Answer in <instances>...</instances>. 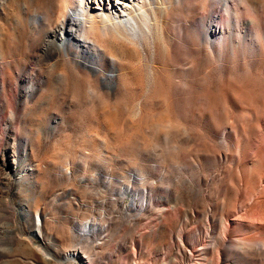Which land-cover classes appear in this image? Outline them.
I'll return each instance as SVG.
<instances>
[{"label":"rangeland","instance_id":"374dc122","mask_svg":"<svg viewBox=\"0 0 264 264\" xmlns=\"http://www.w3.org/2000/svg\"><path fill=\"white\" fill-rule=\"evenodd\" d=\"M47 1L0 0V264H264V0H176L82 62Z\"/></svg>","mask_w":264,"mask_h":264},{"label":"bare ground","instance_id":"6f19581e","mask_svg":"<svg viewBox=\"0 0 264 264\" xmlns=\"http://www.w3.org/2000/svg\"><path fill=\"white\" fill-rule=\"evenodd\" d=\"M175 1L48 0L43 5H39L32 19L46 26L44 31L46 51L61 52L65 48L77 61L82 62L86 57L97 59L102 55V46L105 42L114 39L113 37L118 40L125 38L124 40L127 39L131 43L144 42L149 38V33H154L155 26L163 24L168 5ZM57 6H61L62 11L58 19H53L49 11ZM77 31L82 33L83 39ZM91 39L102 46L95 44L96 48L93 51L85 49L76 53L70 45L75 42V46L80 48L89 44ZM90 67L96 70L98 65L93 63ZM261 215L255 221L264 222V213Z\"/></svg>","mask_w":264,"mask_h":264}]
</instances>
